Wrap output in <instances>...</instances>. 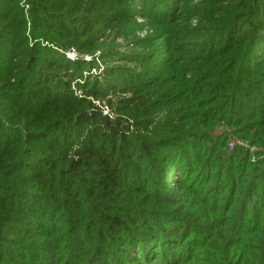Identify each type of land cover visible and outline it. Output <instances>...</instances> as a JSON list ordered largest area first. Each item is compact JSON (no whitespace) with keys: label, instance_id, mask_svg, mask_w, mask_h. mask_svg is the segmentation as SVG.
<instances>
[{"label":"rangeland","instance_id":"rangeland-1","mask_svg":"<svg viewBox=\"0 0 264 264\" xmlns=\"http://www.w3.org/2000/svg\"><path fill=\"white\" fill-rule=\"evenodd\" d=\"M0 264H264V0H0Z\"/></svg>","mask_w":264,"mask_h":264},{"label":"trees","instance_id":"trees-1","mask_svg":"<svg viewBox=\"0 0 264 264\" xmlns=\"http://www.w3.org/2000/svg\"><path fill=\"white\" fill-rule=\"evenodd\" d=\"M83 123L84 122H82L81 124H83ZM106 126H107V128H109L115 132L117 131L113 126H109L108 123H106ZM101 163L104 164L106 167H108L107 164L104 163V160H101ZM103 171L107 172V174L104 177L109 178V179L114 178V173H115L114 170L105 168V169H103ZM110 219H111V221L109 223H110L112 228L123 227L122 224L124 223V221L119 216L114 215V216H111Z\"/></svg>","mask_w":264,"mask_h":264}]
</instances>
